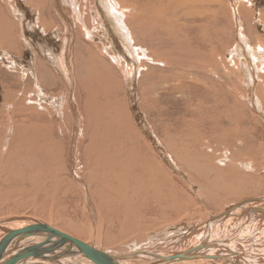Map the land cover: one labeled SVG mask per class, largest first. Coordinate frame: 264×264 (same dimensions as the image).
Returning <instances> with one entry per match:
<instances>
[{
	"label": "rangeland",
	"instance_id": "obj_1",
	"mask_svg": "<svg viewBox=\"0 0 264 264\" xmlns=\"http://www.w3.org/2000/svg\"><path fill=\"white\" fill-rule=\"evenodd\" d=\"M61 2L0 0V226L14 223L15 228L34 219L52 220L77 232L97 230L106 238L127 239L129 251L139 240L134 249L152 254L189 249L208 235L211 246L210 241L214 240L225 243L222 246L226 248L230 241L234 248L249 250L248 242H255L260 245L255 252L263 257L264 218L256 216L247 228L240 225V218L229 225L221 224L220 228L216 224L205 225L209 217L226 213L238 203L264 197V122L258 119L260 124H256L246 115L238 124L237 120H224L223 125L237 129L239 136L224 144L207 140L203 147L198 146L204 155L200 159L194 151L197 147L191 152V141L172 142L173 129L164 141L162 131L166 124L169 128L180 126L177 124L181 118L197 121L193 116L201 102L207 106V99L209 106L219 110L231 106L233 109L231 92L234 87L238 92V86L239 101L246 103L255 115L254 110L263 113L264 78L260 77L259 88L256 82L244 91L237 83L236 68L228 60L229 51L239 45L237 21L251 46L264 45V0H216L210 9L204 4L195 23L190 24L194 31L187 26L180 34L166 27L158 32L161 42L152 38V30H148L150 39L138 33L139 48L151 58L161 53L166 61L165 66H156L143 60L145 71L137 68V58L132 61L125 54L96 0L77 1L74 8L80 10L81 25ZM220 2L229 6L231 17L224 13ZM156 8L153 5L145 13L152 14ZM169 11L167 15L179 14ZM61 52L68 67L66 72L53 67L47 56L52 53L58 59ZM150 69L152 72L146 76ZM149 86L154 90L158 87V94L150 92ZM150 96L156 105L150 104ZM203 124L201 129L210 127ZM131 125L141 133L151 154H155L156 163L175 183L174 189L179 191L176 198L168 196L169 192L161 187L150 190L152 182L132 175L136 158L129 138ZM171 149L181 154L175 156ZM223 154L228 155L224 162ZM230 168L235 172L231 173ZM158 197L161 200L157 201ZM88 206L93 207L98 224L91 222ZM207 228L210 229L205 233L200 232ZM210 247L208 250L213 249ZM218 250L224 258L217 256L211 261V257L198 256L193 264H231V259H225L229 258L225 257L228 253ZM65 253L71 255L70 251ZM40 259L43 260L41 256ZM73 259H66L65 264H82Z\"/></svg>",
	"mask_w": 264,
	"mask_h": 264
},
{
	"label": "bare ground",
	"instance_id": "obj_2",
	"mask_svg": "<svg viewBox=\"0 0 264 264\" xmlns=\"http://www.w3.org/2000/svg\"><path fill=\"white\" fill-rule=\"evenodd\" d=\"M69 1L70 2H68V0H62L61 3L63 5L62 4L61 5L64 8H66L67 10H69L70 12L72 11L73 16L76 18L75 21L77 22V24L81 25L82 22H79V20L81 21V15L79 14L80 10L79 9L75 10V8H74L75 5L77 6L78 0H69ZM96 1L98 3V6L102 10V13L105 16V21H107L108 22L107 24H109V26H110V30L112 31L113 36L119 41V43L121 44L122 49L124 50L125 54H127L128 58L130 60L134 61L137 58L136 60L140 62V63L138 62L139 63L138 67L135 66L134 69L136 67L137 68H141V67L144 68L146 64H145V62L141 63V61H143V60L147 61L148 64L150 62V64H154L156 66H161V65L165 66L166 65L165 56L163 54H161V53L156 54V56H153V58H151L148 55H146L145 49L139 48V45H138L139 41L137 38L138 33L145 35L147 39H150L149 34H148V30H152L154 35H153V37L151 35V37L154 40L157 39L158 42L159 41L161 42L162 36L159 35L158 32H162V29L164 30L166 27H171L174 30L178 31L180 34H181V30L183 32L184 28H186L187 26L189 28H192L194 31L195 29L193 28V25L190 26V24L195 23V16L199 15L202 12L203 5L205 4V6L208 9H210L212 4H215V2H216V0H162V1H160V0H96ZM240 1L241 0H234V2H240ZM78 4H79V2H78ZM220 4H222V6L224 8L223 9L224 13L229 14L230 13L229 6L227 4L222 3V2H220ZM153 5H157V8L154 10V13H152V14L150 13L151 15L150 14L147 15L145 12H147L148 9H151V6H153ZM67 6H69V7H67ZM235 6L236 5H234L233 8H235ZM249 6H250V4H249ZM240 8H238L237 11H239V15H242ZM169 10H171L172 13H175V11L179 12V14L178 15L177 14L176 15H174V14L169 15L170 14L169 13L168 14L169 16H168L166 13H168ZM235 10H236V8H235ZM212 13H213V15L214 14L216 15V12L215 13L212 12ZM166 15H167V17H165ZM230 15H231V13L229 14V17H231ZM69 16H71V14ZM89 16H91V15H89ZM100 18H99V20H100ZM213 18H214V16H213ZM229 19L227 18V20H229ZM66 24H68V23H66ZM102 25H103V23H102ZM236 26L239 29V33H238L239 45L238 46L235 45L234 48L231 51H229V60L228 59H226V60H228V62L231 64L230 66H233L236 68V69L234 68L235 70H237L235 73L237 74V76L239 78L237 83L243 87L244 91H246L245 87H247V85L251 86L256 82H257L256 87L259 88L260 87L258 85V83L260 81L259 79H260V77L264 78V76H261V73L264 72V45L262 44L261 46H258V47L251 46V44L248 42V40L243 37V33L241 34V30H240L241 28H239V27H241V22L237 21ZM69 29L70 28H68L67 30H69ZM173 29H172V31H173ZM84 30L86 31V28H84ZM70 34H71V32H70ZM85 35H87V34H85ZM145 36H144V38H145ZM86 37H84V38H86ZM69 38H71V37H68V39ZM179 39H181V38H179ZM65 40H63V41H65ZM69 41H70V39H69ZM69 44H70V42H69ZM69 44H68V46H70ZM63 45H64V43H63ZM68 50H69V48H68ZM106 50H108V48H106ZM185 53H187V52H185ZM109 54L111 55V53H109ZM225 54H226V52H225ZM47 56L52 61L53 67L55 65V67L56 68L58 67V69H60L61 72L67 71L68 67H66V65L64 63L65 60L63 61V59H64V57H63L64 53L63 52H61L58 59H56L54 57V55H52V53H47ZM112 57L115 58L116 56L112 55ZM51 61H49V62H51ZM117 61H120V59L116 60V62ZM170 62H171V60H170ZM146 68H147V66H146ZM146 68H144L142 70L145 71ZM147 71L148 72L145 73V75L149 76L150 73L152 72V69L147 70ZM137 73H138V71H137ZM166 73H168V72H166ZM262 75H263V73H262ZM262 82H264V80ZM239 87L240 86H238V88H237L238 92H235L236 87H234V92H231L233 95L232 97L234 98V104H235V106L239 107V109L235 108V106L232 109V106H231V107H228L227 110H219L215 106H209L210 99H207L208 102L205 101L207 103V106L205 103L201 102V104L199 105L200 106L199 109L197 110V112L193 116V118L196 119L197 121H186L185 119L181 118L180 120H178L180 124H177L180 126L175 125V126H173V127L171 126V128H169L168 124L164 125V131H162L163 133H165L163 135V140L166 141L165 138L168 136L169 132H171L172 129L175 130L173 135H172L175 140L171 139L172 142H175L177 140L179 142H182V144H185L187 141H191V143H192V145H191L192 148L190 147L191 152L193 151L194 147H197L194 151H196L198 156H201V157H197V159H200V158H203L204 155H203V152L201 150L200 151L202 153L199 152L198 146L200 149V147L201 146L203 147L204 143H206L207 140L215 139L216 142H218L220 144H224V142L226 140L231 139L232 137H234L236 135L239 136V133L236 131L237 129H234V128L232 129L231 126L227 127V126L223 125L224 120H226L227 123H229L230 121L235 122L237 120L236 124H238V123H240L239 119L242 117L244 118L246 115V116H249L250 119H252L256 124H260L258 119H261L264 122V117L262 115V114H264V111L262 114H260L259 111L254 110V112L257 114V115H255L254 113H252L249 110L246 103H245V105H243L239 101V94L241 93V92L239 93ZM149 90H150V92L156 91V94H158V91H157L158 87L155 88V90H154L153 87L149 86ZM253 91L255 92L256 90L254 89ZM203 93L204 92H200V94H202V95H203ZM200 94L198 97H201ZM242 95H243V92H242ZM255 96H257V95L255 94ZM240 98H243V97H240ZM149 100H150L151 105H156L155 104L156 100L152 96H150ZM255 103L258 104L259 101L256 100L254 102V104ZM257 104H255V105H257ZM259 105H261V104H259ZM150 108H151V106L146 109L147 113H148V110ZM263 109H264V107H263ZM260 111H262V110L260 109ZM232 113L235 115L237 114V115L234 116ZM154 116L157 117L159 115L156 112V115H154ZM204 121L206 122L205 124H208L210 126L209 128H206V129L200 128V125H202ZM246 122H248V121H246ZM205 124H203V127L205 126ZM130 127H131L130 128L131 131L129 133L130 134L129 138L133 139L132 140L133 142L130 139V144H131L133 153H134L135 158H136L135 162L132 165V167H133V169L131 170L132 175L133 174H137L138 176L141 175L142 178H144L145 182H152L153 185L149 186L150 190H154L156 187H161L163 191L169 192L168 196H171L172 198H176L179 195V191H175V189H174V186H176L175 183L169 178V175L166 174V171L158 163H156L155 157H154L155 154L152 155L153 153L150 150L149 146L146 145L145 142L143 141V139L141 137V133H139V131L133 125H131ZM246 130H247V127L244 126L242 128V131L244 134H245ZM153 135H154V133H153ZM162 143H163V141H162ZM168 143H170L169 140H168ZM205 147H206V149H208V151H210V152L212 151L210 149V147H207V146H205ZM121 149L122 148L120 147V150ZM181 150H187V148L181 147ZM128 153H130V152H128ZM171 153H174V155L177 156V153H179V152L171 149ZM179 154H181V152ZM221 158L223 159V162H224L225 160H228L227 159L228 155L223 154V157H221ZM218 159H216V160L221 163L222 159H220V160H218ZM175 160H177V159H175ZM121 162L124 163V161H121ZM131 162H133V161H131ZM191 163H192V161H191ZM238 163H239V161H238ZM242 164L243 163H241V165ZM245 164H246V162H245ZM240 166H237V167H240ZM181 167L186 169V167L183 164ZM198 167H199V165H198ZM206 167H209V165L207 164ZM202 168H204V167H202ZM221 171H220V173H221ZM230 171H231V173L235 172L231 168H230ZM158 177H161V178H158ZM192 178L195 179L194 176ZM159 179H161V181ZM88 187L90 188V185H88ZM153 192L156 193V190ZM90 194H91V197H94V195L91 192H90ZM85 195H86V192H85ZM157 199H158L157 201L161 200L159 197ZM83 209L86 212L84 207H83ZM97 210H98V207H97ZM87 212L90 216L91 222H93V220L96 219V217L94 215L93 207L88 206ZM251 213L255 216H253ZM256 216H257V218L258 217L264 218V197L255 198L253 200H246L245 202L238 203L235 206L228 209L226 213L221 212V213H218L217 216H215V217L214 216L209 217V219H208L209 221L207 220L206 225L205 224L204 225L209 227V225H211V224L212 225L216 224V225H218L217 227L220 228V226H222L221 224H228L229 225V223H231L232 221L236 222V220L240 218L241 221L239 223L242 222L240 225L243 228H245V227L247 228L248 225H250L251 223L254 222L252 219H256ZM99 217L100 216H98V218ZM244 217H245V220H244ZM34 221H32L30 223H23V224L19 225L18 227H15V228L12 227L14 225V223L5 224L3 227H1L2 226L1 225L0 226V241L3 239L4 236L8 235L9 233H11L13 231H19V230L27 229L29 227H38V226L44 225V226H47V228L56 230V231L64 233V234H67V235L71 236L72 238H74L80 242L85 243L86 245L90 246L94 250H98L99 252L106 254L107 256L111 257L113 259V262H115L116 264H181V263L193 264L196 261H194V262H192V261L195 260V258L197 260L198 256H199V258H201L200 256H205L208 258L211 257V261L215 260V258H217V256L222 258L224 254H223V252L222 253L219 252L220 251V250H218L219 248L225 250L226 253L231 255V256H229L227 254L225 256V257H229V258H225V259H228V260L231 259V261H230V262H232L231 264H260V263L263 264L264 263V259H263L264 256L263 257L261 256L262 257L261 258L260 255H258L259 252H255L256 249L260 246V245L256 246L254 244L255 242L254 243L248 242L249 247H251V248L249 250H243V249H239V248L238 249L234 248L233 247L234 244H230V241H229L228 246L226 245L227 247L225 248L222 246L225 243L221 244L220 242H217V241H214L211 239L212 241H210V242H212L211 244L213 246V249L208 250V247H210L211 245L207 243L208 242V235L206 234L207 236L204 238V240H202V241L198 240V243L196 242L195 245L189 249L181 250V251L178 250V251H175V252L169 253V254H166V253L152 254L150 252H149L150 253L149 254V253H146L142 250L138 251L137 249L136 250L134 249V247L137 246V244H138L137 242L139 240L135 241L136 243L134 242V244L132 243L133 245L131 244L133 249H131L129 251L130 247L126 243L127 239H124L122 237L121 238H118V237L117 238H114V237L113 238L112 237L106 238L105 237L106 235L105 236H103L104 234L101 235L100 231H97V230H95L93 232H91V231L86 232V233L85 232H77L74 229L61 227L58 224L52 223V220H45L44 222L43 221L38 222V220L36 221L34 219ZM95 221H97L96 223L98 224V220H95ZM239 223H238V226H239ZM128 224H131V223L129 222ZM96 227H98V226H96ZM102 228H103V226H102ZM215 228H216V226H215ZM215 228H213V229H215ZM235 228H237V227H235ZM208 229H210V228H207L206 230L203 229L204 231H200V232L205 233L206 231H208ZM164 232H165V230H164ZM84 233L86 234V236ZM210 234H212V232ZM163 235H165V234H163ZM156 236H159V235L155 234V237ZM226 238H228V237H226ZM42 239L43 238H40V237L39 238L38 237H28V238H24V239H20V238L14 239L9 244V246L5 249V251L3 252L2 256H1L0 264H5V263H7V261L11 262L15 257L20 255L21 253L29 250L30 248H32L36 245L41 244ZM85 240L91 241V243H93V244H88V243L84 242ZM134 240H136V239H134ZM53 242L54 241L51 240L48 243V245L43 248L42 255H41V257L43 258L42 261H41L40 257L39 258L28 257L25 259H21L18 262H15L14 264H19V263L20 264H65V262H67L68 259H72V258H75L73 260H77V261L79 260L82 264H92L89 260H87L83 255L79 254L73 248L67 249L65 245H62L61 247L56 246V245H54ZM233 243H234V241H233ZM248 243H246V244H248ZM214 245H216L217 247H215ZM239 246H240V244H239ZM243 246L244 245H242V247ZM51 247L53 249L57 250L58 252L52 250ZM235 247H237V246H235ZM262 247H263V245H262ZM25 248H27V249L24 250ZM65 249H67V250H65ZM65 251H70L71 255L67 256L69 253L66 255ZM64 254H65V256L61 257ZM140 256H142V258L146 257L147 259H151V260L146 259V261L145 260L143 261L140 259L141 258ZM258 257H260L262 259V261H261V259H258ZM32 258H33V261L31 260ZM143 259H145V258H143ZM73 260H69V261L73 262ZM248 260L249 261L251 260V263H247ZM75 264H76V262H75ZM198 264H201V263H198ZM210 264H211V262H210Z\"/></svg>",
	"mask_w": 264,
	"mask_h": 264
},
{
	"label": "water",
	"instance_id": "obj_3",
	"mask_svg": "<svg viewBox=\"0 0 264 264\" xmlns=\"http://www.w3.org/2000/svg\"><path fill=\"white\" fill-rule=\"evenodd\" d=\"M28 237H40L43 239L41 244L30 248L29 250L15 257L11 262H7L5 264H14L19 260L28 257L39 258L42 254L43 248L47 246L51 240L54 241L53 243L56 246L61 247L62 245H65L67 249L73 248L75 251L89 260L92 264H116L115 262H113V259L106 254L99 252L98 250H94L85 243L80 242L67 234L47 228V226L44 225L38 227H29L27 229L19 231H13L4 236L0 241V261L3 252L14 239H24Z\"/></svg>",
	"mask_w": 264,
	"mask_h": 264
}]
</instances>
